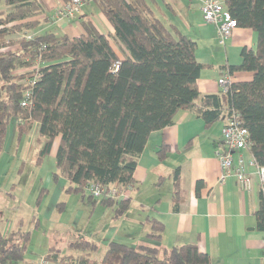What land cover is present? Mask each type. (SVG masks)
<instances>
[{
	"label": "trees",
	"instance_id": "16d2710c",
	"mask_svg": "<svg viewBox=\"0 0 264 264\" xmlns=\"http://www.w3.org/2000/svg\"><path fill=\"white\" fill-rule=\"evenodd\" d=\"M222 1L239 28L256 34V46L242 50L241 65L225 69L253 78L204 96L198 81L205 66L197 60V43L159 18L148 0H87L84 9H90L77 17L82 29L77 37L63 32L64 22L53 24L43 0H0V153L13 124L19 138L36 126L38 163L59 142L53 182L66 180L68 193L114 207L116 216L129 210L132 199L95 200L87 194L89 183L136 190L135 170L148 140L172 126L181 111L202 118L206 127L239 114L249 132V153L264 167V0ZM96 10L110 33L95 24ZM17 34L21 37L11 40ZM169 151L161 146L158 159L164 161ZM172 178L178 211L180 168ZM203 186L199 182L197 190ZM256 222L264 232L263 190ZM144 225L148 238L161 240L163 222L148 218ZM31 235L22 228L0 234V264H26ZM71 249L76 256L51 249L44 257L50 264H213L192 246L161 250L111 241L94 262L96 243L77 242Z\"/></svg>",
	"mask_w": 264,
	"mask_h": 264
},
{
	"label": "crops",
	"instance_id": "0c3cea01",
	"mask_svg": "<svg viewBox=\"0 0 264 264\" xmlns=\"http://www.w3.org/2000/svg\"><path fill=\"white\" fill-rule=\"evenodd\" d=\"M43 1L52 16L60 1ZM148 2L167 25L176 27L197 43V60L205 66L198 81L199 91L204 96L219 93V79L230 73L225 68L241 65L242 50L256 46V34L244 28L236 29L230 41L221 46L216 27L203 19L201 0ZM84 8L81 15H84ZM98 16L99 21L96 20ZM92 18L100 31L110 33L111 28L101 15ZM61 29L70 37H77L82 32L76 19L64 22ZM118 53L124 56L123 52ZM230 76L232 82L253 78L248 72L230 73ZM224 125L225 122H219L206 127L202 118L181 111L172 126L151 135L135 170L137 188L127 192V199L134 201V195H137L139 209L149 214L141 222L145 240L126 244L161 250L192 246L208 254L213 264H264V232L257 229L256 222L261 181L256 169L248 164L249 151L234 152L233 156L235 162L240 157L246 161L252 179L251 189L242 190L234 177L221 180L223 172L219 154L227 151L222 137ZM58 144L56 142L51 156H56ZM164 145L170 151L168 157L160 161L157 152ZM177 168L181 169L179 210L174 211L172 175ZM199 182L204 183L200 191L197 190ZM67 184L66 180H60L63 187ZM163 190H167L165 197H162ZM148 218H156L165 225L161 240L147 237L148 228L144 222Z\"/></svg>",
	"mask_w": 264,
	"mask_h": 264
},
{
	"label": "rangeland",
	"instance_id": "374dc122",
	"mask_svg": "<svg viewBox=\"0 0 264 264\" xmlns=\"http://www.w3.org/2000/svg\"><path fill=\"white\" fill-rule=\"evenodd\" d=\"M96 12L95 15H100ZM96 20L99 21V16ZM58 27L53 28L58 30ZM20 37L17 34L11 40ZM39 148L36 126L19 138L13 124L0 153V234L8 236L20 228L31 232L27 263L40 262L51 249L61 256H76L71 246L83 241L99 246L91 258L94 262L104 256L109 240L120 243L145 240L141 222L149 214L139 209L137 195L129 210L116 216L114 207L101 202L94 204L88 197L82 199L81 195L68 193V185L63 187L52 180L56 172L55 157L48 156L38 163ZM166 191L163 190L162 197L167 195Z\"/></svg>",
	"mask_w": 264,
	"mask_h": 264
},
{
	"label": "built area",
	"instance_id": "2783aa9c",
	"mask_svg": "<svg viewBox=\"0 0 264 264\" xmlns=\"http://www.w3.org/2000/svg\"><path fill=\"white\" fill-rule=\"evenodd\" d=\"M86 2L87 0H71L68 3H60L52 15L53 24L75 20L82 14ZM201 10L205 23L216 27L218 42L221 46H225L232 38L235 30L239 28L237 20L233 18L222 0H201ZM115 67L116 70L119 69L118 65ZM219 85L225 92L231 88L230 73H226L219 79ZM28 96H30V93ZM23 105H26V103ZM222 137L227 151L219 154L223 172L221 180L224 181L227 178L234 177L242 190H250L252 179L247 172V163L241 157L235 162L233 156L234 152L249 151L251 146L249 132L243 127L240 115L236 112L226 119L222 129ZM248 164L256 169L261 181V189L264 191V167L259 166L252 156ZM127 192H121L118 184L102 186L97 182H91L87 188V194L95 200L122 201L127 199ZM36 264H50V262L46 257H43Z\"/></svg>",
	"mask_w": 264,
	"mask_h": 264
}]
</instances>
